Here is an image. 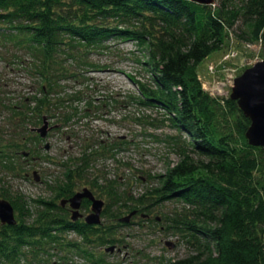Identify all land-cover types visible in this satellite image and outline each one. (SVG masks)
<instances>
[{
    "label": "trees",
    "instance_id": "obj_1",
    "mask_svg": "<svg viewBox=\"0 0 264 264\" xmlns=\"http://www.w3.org/2000/svg\"><path fill=\"white\" fill-rule=\"evenodd\" d=\"M231 32L237 40L260 44L264 58V0H0V37L24 47L28 62H16L25 64L39 93L18 106L4 104L15 131L0 141L2 171L19 173L33 155L45 158L32 127L44 115L49 121L57 116L64 126L77 113V107L63 108L59 96V80L67 74L63 64L69 58L80 60L86 50L101 49L109 38L134 39L142 48L147 82L135 79L137 100L165 111L175 132L167 141L178 155L165 172L148 173L138 194L120 177L102 185L92 177L88 167L96 152L87 150L93 142L82 146L77 159L59 161L63 171L45 184L51 197L11 196L2 187L17 222H0V264L39 263V256L53 250H65L64 260L74 253L91 264H104L105 252L95 250L122 242L118 228L133 222L132 217L120 221L121 214H150L165 202L177 205L160 211L161 222L156 214L150 220L177 235L187 249L168 264H264V146L248 142L250 120L237 101L204 89L197 70ZM95 142L104 151L125 144ZM84 183L104 200L100 224L72 221L68 204L60 203ZM89 204L83 200L85 211ZM67 232L79 240L66 238Z\"/></svg>",
    "mask_w": 264,
    "mask_h": 264
},
{
    "label": "rangeland",
    "instance_id": "obj_2",
    "mask_svg": "<svg viewBox=\"0 0 264 264\" xmlns=\"http://www.w3.org/2000/svg\"><path fill=\"white\" fill-rule=\"evenodd\" d=\"M101 47L87 53V50L84 51L80 60L66 59L63 65L67 68V74L59 80V96L63 98V108L69 111L72 109L69 105L77 107V113L64 126L56 121L57 116L50 118V124L59 126L51 129L40 141V154L45 158L27 162L20 167L19 173L0 169V197L2 187L11 196L21 193L27 199L51 197L45 184L52 183L63 171L59 161L80 157L81 148L87 142L94 144V149L87 151L96 152L88 167L92 177H98L101 185L108 179L120 177L123 185L130 183L127 187L131 186L133 194L143 191L148 173H163L168 165L178 160L177 153L167 141V137L175 132L166 119L165 111L159 107L145 106L137 100L139 92L135 79L147 82V73L140 63L143 60L142 48L134 39L121 38H109ZM231 51L236 53L229 56ZM261 59L264 58L260 44L249 45L246 41L237 40L231 32L221 49L210 53L198 64V77L204 89L226 96L231 92L233 78ZM27 60L23 46L0 37V141L2 137H13L11 134L15 131L8 120L11 113L4 104L18 106L30 95H39L38 83L33 75L24 68L25 64L16 62ZM74 92L76 95H71ZM54 96V100H57V94ZM28 125L33 126L29 122ZM18 136L15 138L19 139ZM117 140H123L125 144L112 151H104L95 142L109 145ZM84 185L88 186L84 183L77 190ZM96 197L103 199L99 194ZM176 205L165 202L157 207L159 211L154 210L150 214L135 211L131 215L133 222L118 228L122 242L115 243L112 250H106L103 246L95 252H105L104 264H168L170 260L183 257L187 249L179 237L172 232L162 231L159 229V226L163 227L161 223L155 226L150 220V217L157 215L158 222H161L160 211L166 212ZM124 212L121 217L129 214ZM147 214L149 217H146ZM103 219L105 217H101ZM65 236L79 240L73 232H67ZM66 254L65 250H53L52 255L39 256L41 261L33 263L91 264L74 253L64 260Z\"/></svg>",
    "mask_w": 264,
    "mask_h": 264
},
{
    "label": "water",
    "instance_id": "obj_3",
    "mask_svg": "<svg viewBox=\"0 0 264 264\" xmlns=\"http://www.w3.org/2000/svg\"><path fill=\"white\" fill-rule=\"evenodd\" d=\"M192 1L204 4L213 2V0ZM229 96L237 101L238 107L250 120V124L245 131L248 142L252 145L264 146V59L256 61L233 78ZM56 126L57 124H50L49 118L44 115L42 123L39 126L32 127L31 130L37 132L42 139H45L48 132ZM83 198H87L91 202V211L84 216L79 210ZM66 203L69 205L72 221L83 217L88 224L100 223L104 200L96 197L87 186L61 201L62 205ZM135 211H130L127 216L121 217L119 220L122 222L129 221ZM0 222L2 224H15L17 222L12 203L3 197H0ZM113 248L114 245H110L105 249L112 250Z\"/></svg>",
    "mask_w": 264,
    "mask_h": 264
},
{
    "label": "flooded vegetation",
    "instance_id": "obj_4",
    "mask_svg": "<svg viewBox=\"0 0 264 264\" xmlns=\"http://www.w3.org/2000/svg\"><path fill=\"white\" fill-rule=\"evenodd\" d=\"M35 133L37 134V132H35ZM40 139H42V138H40ZM40 146H41V145H39V147H40ZM32 157H34V160H36V159L39 158L38 155H33ZM92 191H93V190H92ZM63 199H64V198H63ZM63 199H61V201H62ZM84 199H87V198H83L81 203H83V200H84ZM88 200H89V199H88ZM61 201H60V203H61ZM89 203L91 204L90 201H89ZM66 204H68V203H66ZM66 204H65V205H66ZM90 204H89V209H88L87 211L84 210V208L82 207V204H81L79 210H80V212L83 214V216L90 212V210H91V205H90ZM67 208H68V211H69V213H70V208H69L68 205H67ZM148 216H149V215H146V217H148ZM78 219H81V220L84 221L83 217H80V218H78ZM101 221H102V220H101ZM98 224H100V223H98Z\"/></svg>",
    "mask_w": 264,
    "mask_h": 264
},
{
    "label": "built area",
    "instance_id": "obj_5",
    "mask_svg": "<svg viewBox=\"0 0 264 264\" xmlns=\"http://www.w3.org/2000/svg\"><path fill=\"white\" fill-rule=\"evenodd\" d=\"M255 43H250L249 45H253ZM234 53H236V51H231V54L229 56H232ZM211 70V69H210ZM212 71V70H211ZM202 82V81H201ZM203 84V83H202ZM204 85V84H203Z\"/></svg>",
    "mask_w": 264,
    "mask_h": 264
},
{
    "label": "bare ground",
    "instance_id": "obj_6",
    "mask_svg": "<svg viewBox=\"0 0 264 264\" xmlns=\"http://www.w3.org/2000/svg\"><path fill=\"white\" fill-rule=\"evenodd\" d=\"M58 126H59V124H57V126H56V127H58ZM56 127H55V128H56ZM87 187H88V186H87Z\"/></svg>",
    "mask_w": 264,
    "mask_h": 264
}]
</instances>
